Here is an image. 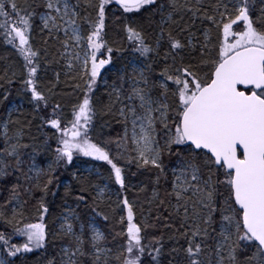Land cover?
Here are the masks:
<instances>
[{"label": "snow or ice", "instance_id": "6c2138e0", "mask_svg": "<svg viewBox=\"0 0 264 264\" xmlns=\"http://www.w3.org/2000/svg\"><path fill=\"white\" fill-rule=\"evenodd\" d=\"M0 38V264H264V0H0Z\"/></svg>", "mask_w": 264, "mask_h": 264}, {"label": "trees", "instance_id": "16d2710c", "mask_svg": "<svg viewBox=\"0 0 264 264\" xmlns=\"http://www.w3.org/2000/svg\"><path fill=\"white\" fill-rule=\"evenodd\" d=\"M37 43H39L38 40H37ZM11 54H12V50H11L10 46L4 44L2 38H0V57L10 56ZM4 63L5 62L3 60H0V71H2V69L4 67ZM52 68L53 69H56V70H60V66L59 65H52ZM48 75H49V77H53L54 76L53 71L50 70L49 73H48ZM61 80L62 81L64 80L63 72H61ZM45 83H47V81H45ZM63 87H64V85L61 84L60 85V88H63ZM17 89H18V85L12 87L10 101H11L12 104H23L24 108L27 109L28 108V105L26 104L25 101L22 100L21 97H19L17 95ZM58 91H59V89H58ZM102 91H103V88H101V92ZM68 110L69 109L66 107V111H68ZM113 129L118 130V126L113 125ZM113 129H105V131L106 132L107 131H112ZM95 163L102 164L103 162H95ZM129 196H130V198H134V196H133L132 193H129ZM165 239H166V242L168 243L169 247H171L172 246V242H168L167 241V237ZM167 259L168 258H165V264H167Z\"/></svg>", "mask_w": 264, "mask_h": 264}]
</instances>
